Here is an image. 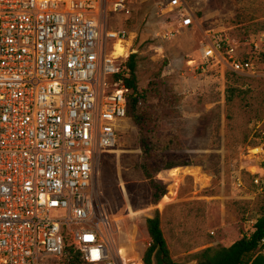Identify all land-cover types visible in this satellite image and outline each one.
<instances>
[{"label":"rangeland","instance_id":"1","mask_svg":"<svg viewBox=\"0 0 264 264\" xmlns=\"http://www.w3.org/2000/svg\"><path fill=\"white\" fill-rule=\"evenodd\" d=\"M124 2L129 14L110 11L107 24L125 27L133 42L149 125L169 142L163 153L191 164L156 173L166 193L151 203L140 170L151 158L138 144L139 128L122 129L96 172L97 201L109 220L106 239L120 261L119 253L125 264H139L150 243L146 219L158 210L173 260L196 264L195 252L249 235L264 206V0H184L194 16L188 28L180 25L183 9L168 0ZM229 47L252 70L232 71L224 54ZM228 86L235 89L229 102ZM257 252L264 253V241ZM66 257L45 264H67Z\"/></svg>","mask_w":264,"mask_h":264},{"label":"built area","instance_id":"2","mask_svg":"<svg viewBox=\"0 0 264 264\" xmlns=\"http://www.w3.org/2000/svg\"><path fill=\"white\" fill-rule=\"evenodd\" d=\"M167 4L193 25L184 0ZM110 11L129 14L124 0H0V264H45L67 243L88 264H123L96 184L100 155L131 124L133 42L116 54L128 31L108 26ZM224 49L232 71L252 70Z\"/></svg>","mask_w":264,"mask_h":264},{"label":"trees","instance_id":"3","mask_svg":"<svg viewBox=\"0 0 264 264\" xmlns=\"http://www.w3.org/2000/svg\"><path fill=\"white\" fill-rule=\"evenodd\" d=\"M137 60L138 55L131 53L125 63L127 67L125 72L128 73V77L124 78V82L130 89L127 96V117L130 123H134L140 130L138 144L143 155L146 159L151 158L150 162L140 164V170L147 179L151 203L156 204L161 198H164L166 189L162 182L155 180V174L186 167L191 164V160L186 157L163 153L169 142L158 139L155 130L149 125V112L144 105L147 94L138 91L137 88ZM234 91L232 86L227 87L225 97L227 102L232 99ZM171 140L172 138L169 137V141ZM145 226L150 243L143 254V264H176L164 237L158 210H155L151 218L146 219ZM263 241L264 206L261 215L253 225V231L249 235H243L228 246L205 247L195 252L193 258L196 264H264V253L257 252ZM65 250L67 252V264H88L81 259L80 252L73 245L67 243ZM139 264H141L140 261Z\"/></svg>","mask_w":264,"mask_h":264},{"label":"bare ground","instance_id":"4","mask_svg":"<svg viewBox=\"0 0 264 264\" xmlns=\"http://www.w3.org/2000/svg\"><path fill=\"white\" fill-rule=\"evenodd\" d=\"M131 45V40H127L126 41V46L125 48L122 47L121 45L120 46H116V54H122V55H125L126 54V51H127V47ZM255 152H257L255 150ZM119 256L121 257V262L124 263L123 259H122V256L120 255L119 253ZM129 259V258H128ZM125 264V263H124Z\"/></svg>","mask_w":264,"mask_h":264},{"label":"water","instance_id":"5","mask_svg":"<svg viewBox=\"0 0 264 264\" xmlns=\"http://www.w3.org/2000/svg\"><path fill=\"white\" fill-rule=\"evenodd\" d=\"M132 53H136V50L135 49H132Z\"/></svg>","mask_w":264,"mask_h":264}]
</instances>
